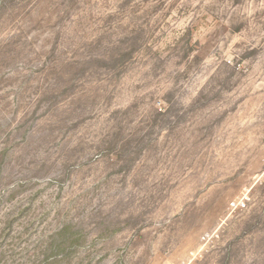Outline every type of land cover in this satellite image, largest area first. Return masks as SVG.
<instances>
[{"label":"rangeland","instance_id":"374dc122","mask_svg":"<svg viewBox=\"0 0 264 264\" xmlns=\"http://www.w3.org/2000/svg\"><path fill=\"white\" fill-rule=\"evenodd\" d=\"M0 264H264V0H0Z\"/></svg>","mask_w":264,"mask_h":264}]
</instances>
